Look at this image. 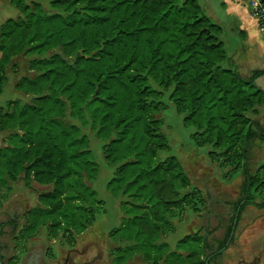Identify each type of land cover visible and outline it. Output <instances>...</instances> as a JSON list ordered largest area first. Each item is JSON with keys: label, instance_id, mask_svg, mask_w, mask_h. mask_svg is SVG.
<instances>
[{"label": "trees", "instance_id": "trees-1", "mask_svg": "<svg viewBox=\"0 0 264 264\" xmlns=\"http://www.w3.org/2000/svg\"><path fill=\"white\" fill-rule=\"evenodd\" d=\"M8 1L18 14L0 23V92L12 56H29L34 74L15 83L30 100L0 105V186L9 190L20 175L27 186L50 185L37 194L19 238L46 226L51 238L74 244L103 211L89 184L99 167L87 127L113 168L106 188L123 213L108 231L111 264H134L136 257L146 264H223L218 258L244 208L264 207V157L250 166L253 145L264 143V88L257 83L264 70H241L223 27L198 0ZM165 94L192 129V144L208 147L241 177L215 246L200 231L170 240L174 221L185 207L200 210L202 194L177 156L160 157L168 143L153 112L167 107Z\"/></svg>", "mask_w": 264, "mask_h": 264}, {"label": "rangeland", "instance_id": "rangeland-1", "mask_svg": "<svg viewBox=\"0 0 264 264\" xmlns=\"http://www.w3.org/2000/svg\"><path fill=\"white\" fill-rule=\"evenodd\" d=\"M41 1L46 5L45 0ZM223 1L228 3V0H198L206 13L224 29V26L228 28L229 19ZM241 1L250 11V0ZM17 14V9L8 0H0V23ZM226 35L224 30L222 39L230 53ZM28 60L29 56L16 54L5 66L6 81L0 92V105L11 100H30V95L15 88V83L21 76L34 74V70L29 68ZM261 79L258 84L264 86V78ZM162 100L167 107L164 108L163 104V108L153 112L155 117L162 120L161 130L168 143L167 149L160 152V157L170 154L177 156L191 182L202 194L200 210L192 211L185 207L174 221L176 229L170 236L171 243L174 244L177 238L187 232L200 231L215 246L217 239L224 236L230 222L233 205L240 195L241 177L234 176L232 169L207 154L208 147L193 145L190 139L192 129L183 124L182 115L176 111L167 94L163 95ZM258 117L264 125V104L259 107ZM83 131L89 136L93 159L99 167L96 178L89 184L101 199L103 211L88 230L77 237L74 244H62L58 238H51L46 226H40L25 240L20 239V228L26 223L28 210L37 204V194L50 188V185L36 182L27 186L20 175L17 180L10 182L9 190L0 186V264H111L115 243L108 237V231L121 223L123 213L119 207L120 198L113 196L106 188L113 168L103 158L101 142L91 129L84 127ZM5 136L6 132H0V146L4 144ZM252 156L250 166L254 169L264 157V143L258 141L253 145ZM10 257L12 259L8 262ZM218 261L223 264H264V207L247 205L244 208L234 231L233 241ZM132 262L146 264L138 257Z\"/></svg>", "mask_w": 264, "mask_h": 264}, {"label": "crops", "instance_id": "crops-1", "mask_svg": "<svg viewBox=\"0 0 264 264\" xmlns=\"http://www.w3.org/2000/svg\"><path fill=\"white\" fill-rule=\"evenodd\" d=\"M222 3L226 5L225 12L229 19V26H224V30L227 32L225 39L230 46V53L242 71L253 68L264 70V30L241 0ZM261 78H264V74L257 78V83Z\"/></svg>", "mask_w": 264, "mask_h": 264}, {"label": "built area", "instance_id": "built-area-1", "mask_svg": "<svg viewBox=\"0 0 264 264\" xmlns=\"http://www.w3.org/2000/svg\"><path fill=\"white\" fill-rule=\"evenodd\" d=\"M249 8L260 27L264 30V4L260 0H250Z\"/></svg>", "mask_w": 264, "mask_h": 264}]
</instances>
